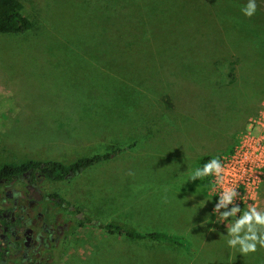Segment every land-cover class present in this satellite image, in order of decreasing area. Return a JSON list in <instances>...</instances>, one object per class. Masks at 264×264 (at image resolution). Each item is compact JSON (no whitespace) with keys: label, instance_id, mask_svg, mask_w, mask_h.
Returning <instances> with one entry per match:
<instances>
[{"label":"rangeland","instance_id":"obj_1","mask_svg":"<svg viewBox=\"0 0 264 264\" xmlns=\"http://www.w3.org/2000/svg\"><path fill=\"white\" fill-rule=\"evenodd\" d=\"M19 1L33 26L0 34V167L70 164L134 144L48 183L84 216L55 260L154 264L159 252L128 246L99 225L161 230L138 220L158 217L164 204L156 197L182 191L200 160L230 153L263 117L264 0L251 18L242 12L248 0ZM210 178L194 183L207 193ZM257 205L264 210V181ZM165 206L167 214L177 208ZM216 235L227 243L226 233ZM215 242L206 248L221 251ZM110 244V254L97 250ZM235 252V264H264V248Z\"/></svg>","mask_w":264,"mask_h":264},{"label":"flooded vegetation","instance_id":"obj_2","mask_svg":"<svg viewBox=\"0 0 264 264\" xmlns=\"http://www.w3.org/2000/svg\"><path fill=\"white\" fill-rule=\"evenodd\" d=\"M40 168L0 174V264H57L84 220Z\"/></svg>","mask_w":264,"mask_h":264},{"label":"crops","instance_id":"obj_3","mask_svg":"<svg viewBox=\"0 0 264 264\" xmlns=\"http://www.w3.org/2000/svg\"><path fill=\"white\" fill-rule=\"evenodd\" d=\"M7 140L12 137V132L6 130ZM127 152V151H126ZM182 155H190L187 152H182ZM187 175V180L190 182V176ZM158 192V191H154ZM171 197L165 196L166 191L163 193V198L156 197L157 204H164L161 207V211L158 217H149L148 219L139 218L144 223H160L163 228L161 230H148L141 233L150 232H163L166 234L176 235L183 237L186 240L187 248L180 247L171 244L166 241H153L149 239L143 240H129L125 239V243L128 246H137L140 248V244L145 248V252H159L157 255L152 256L154 264H197L200 260H204L207 264H235L236 252L235 249L228 247L227 243H222L220 238H217L216 233L223 231L227 234L228 227L231 223H223L218 221L216 217L212 215V199L208 194L196 187L194 181L191 184L186 185L182 191L176 189L172 190ZM171 198L173 200H171ZM165 204L168 206L175 205L177 207L173 214L165 212ZM167 214V215H166ZM138 232L142 231L138 227ZM176 234H174V231ZM134 230V229H133ZM136 231V230H135ZM214 234L216 237H214ZM209 238L216 240L215 245L218 246L221 251L212 250L206 248V242ZM117 244H110L108 246L103 245L101 249L103 254H110V251L116 247ZM220 245V246H219ZM99 254V253H98Z\"/></svg>","mask_w":264,"mask_h":264},{"label":"trees","instance_id":"obj_4","mask_svg":"<svg viewBox=\"0 0 264 264\" xmlns=\"http://www.w3.org/2000/svg\"><path fill=\"white\" fill-rule=\"evenodd\" d=\"M33 24L31 20L23 14V5L19 0H0V34H19L28 31L32 28ZM134 144H130L125 148H114L110 152L104 154H95L92 156H84L78 158L76 161L70 164H63L57 161H34L25 160L22 162H14L4 164L0 167V174L13 173L19 174L20 172L27 170L31 167L40 168L44 176L52 181H64L66 178H70L80 174L88 167L107 161L123 151L128 150ZM210 160L208 157L203 158L199 162L198 167H202L203 164ZM207 178V177H205ZM100 228H103L108 233H119L129 240H143L149 239L153 241H166L171 244L187 248L186 240L183 237L166 234L163 232H150L141 233L129 228H121L114 224H100Z\"/></svg>","mask_w":264,"mask_h":264},{"label":"clouds","instance_id":"obj_5","mask_svg":"<svg viewBox=\"0 0 264 264\" xmlns=\"http://www.w3.org/2000/svg\"><path fill=\"white\" fill-rule=\"evenodd\" d=\"M257 10L256 0H248L243 6V15L251 18ZM225 166L219 158L213 157L206 161L202 167H197L191 176L193 181L205 177H214L215 183L222 189L214 207L221 220L234 218L227 231V245L238 248L242 255L255 253L264 248V210L256 204H249L243 212L236 204L239 193L235 187L225 182ZM231 206V207H230ZM224 211H221V210Z\"/></svg>","mask_w":264,"mask_h":264},{"label":"built area","instance_id":"obj_6","mask_svg":"<svg viewBox=\"0 0 264 264\" xmlns=\"http://www.w3.org/2000/svg\"><path fill=\"white\" fill-rule=\"evenodd\" d=\"M262 105L264 110V103ZM220 160L226 169L225 182L239 193L236 204L241 210H246L249 204L257 205L264 181V115L246 127L232 151ZM221 190L211 177L207 193L213 203L212 215L216 218L220 216L214 207Z\"/></svg>","mask_w":264,"mask_h":264}]
</instances>
